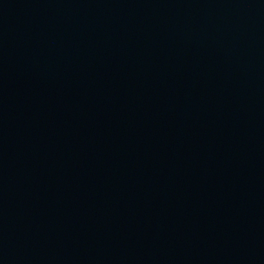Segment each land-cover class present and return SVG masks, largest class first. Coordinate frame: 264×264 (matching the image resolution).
<instances>
[{
	"label": "water",
	"instance_id": "95a60500",
	"mask_svg": "<svg viewBox=\"0 0 264 264\" xmlns=\"http://www.w3.org/2000/svg\"><path fill=\"white\" fill-rule=\"evenodd\" d=\"M0 264H264V0H0Z\"/></svg>",
	"mask_w": 264,
	"mask_h": 264
}]
</instances>
